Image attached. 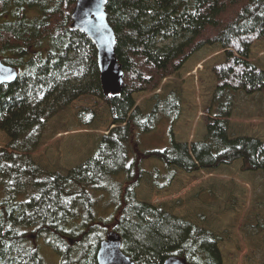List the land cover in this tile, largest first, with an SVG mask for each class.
I'll return each instance as SVG.
<instances>
[{"label": "trees", "instance_id": "1", "mask_svg": "<svg viewBox=\"0 0 264 264\" xmlns=\"http://www.w3.org/2000/svg\"><path fill=\"white\" fill-rule=\"evenodd\" d=\"M74 5L0 0V58L18 70L13 82L0 84V130L9 139L0 149V264H44L33 237H42L60 264H96L109 229L135 264H163L171 255L222 264L210 230L136 198L145 170L130 149L134 134L161 121L173 124L180 97L174 91L155 95L144 113L133 94L155 89L201 47L220 44L224 60L212 67L216 86L205 108L204 139L187 144L171 138L163 149L146 150L163 167L154 168L153 184L167 187L175 169L214 170L237 160L245 170L264 171V142L228 133L236 92L264 93V70L247 61L251 45L264 38V0H106L123 72L122 88L113 94L102 90L95 46L71 27ZM87 95L106 104L111 128L84 162L65 174L46 170L30 153L47 120ZM78 116L90 125L94 115L85 109ZM98 193L108 199L103 215L95 211L103 200Z\"/></svg>", "mask_w": 264, "mask_h": 264}, {"label": "rangeland", "instance_id": "2", "mask_svg": "<svg viewBox=\"0 0 264 264\" xmlns=\"http://www.w3.org/2000/svg\"><path fill=\"white\" fill-rule=\"evenodd\" d=\"M224 51L218 43L205 45L180 69L162 78L155 89L133 94L135 105L144 113L151 110L155 95L161 98L174 91L180 97V115L173 124L161 121L150 132L134 134L130 149L145 170L137 180L136 198L210 230L218 237L222 264H262L264 171L245 170L240 160L214 170L187 173L175 169L170 184L157 188L152 172L162 170V163L145 156L146 150L167 147L171 138L187 144L204 139L205 108L216 86L212 67L224 60ZM247 61L264 70V38L251 45ZM85 109L94 115L90 125L82 124L78 116ZM228 122L230 136H251L264 142V93L237 91ZM111 126L106 104L94 96H82L47 120L30 156L46 170L65 174L95 153ZM8 140L0 130V149ZM107 200L103 197L97 205L95 211L100 215L105 214ZM31 242L44 264H60L59 256L42 237H33Z\"/></svg>", "mask_w": 264, "mask_h": 264}, {"label": "water", "instance_id": "3", "mask_svg": "<svg viewBox=\"0 0 264 264\" xmlns=\"http://www.w3.org/2000/svg\"><path fill=\"white\" fill-rule=\"evenodd\" d=\"M106 0H75L71 13V27L84 33L93 43L97 54L100 84L105 94L117 93L123 85V72L115 57L116 38L105 11ZM16 67L4 64L0 58V84L13 82ZM96 264H135L121 251V237L108 230L99 243ZM163 264H191L184 258L171 255Z\"/></svg>", "mask_w": 264, "mask_h": 264}]
</instances>
